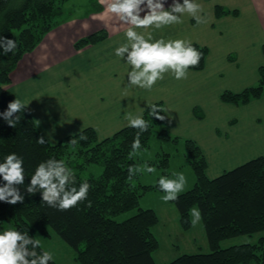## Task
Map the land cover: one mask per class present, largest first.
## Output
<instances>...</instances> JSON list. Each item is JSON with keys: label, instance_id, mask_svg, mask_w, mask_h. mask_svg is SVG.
<instances>
[{"label": "trees", "instance_id": "obj_1", "mask_svg": "<svg viewBox=\"0 0 264 264\" xmlns=\"http://www.w3.org/2000/svg\"><path fill=\"white\" fill-rule=\"evenodd\" d=\"M66 1L0 0V35L14 39L18 45L14 53L6 55L0 49V113L15 99L7 86L19 60L25 53L33 51L48 32L69 19V16L58 18L64 13ZM95 5L98 6L94 11L103 9L100 3ZM215 12L216 16L238 15L239 10L217 4ZM107 36V30L101 29L80 38L75 47L80 49L98 43ZM192 44L202 56L199 64L190 69L201 70L206 65L209 48ZM259 75L256 84L241 91L224 90L222 101L243 105L261 98L264 95V64L259 68ZM154 104L166 118L164 103ZM199 111L196 113L202 117ZM19 115L21 120L16 127L9 126L0 116V162L13 152L24 158L25 182L18 187L25 198L23 203L14 205L0 201V232L15 228L34 237L36 232L52 229L75 250L78 264H158L154 252L159 249L160 241L153 229L160 218L154 209L140 207V197L146 191L160 188L158 184L137 183L140 171L131 177L128 172L129 166L138 168V161L132 155V143L139 130L126 126L110 137L99 139L96 130L87 127L83 129L86 140L79 138V131L58 142L49 140L41 145L36 139L43 134L29 107ZM142 117L149 128L140 135V148L149 146L155 126L157 138L162 142L184 141L196 182L191 189L179 193L173 202L185 231L193 227L190 211L196 206L199 208L210 247L209 252L183 253L163 264H264V154L216 177H209L208 160L195 140L172 135L165 119L152 117L148 109ZM45 139L48 138L45 136ZM73 139L76 143H72ZM73 146H77V150H73ZM73 153L80 157L70 158ZM163 155V163L159 166L167 168L170 154ZM49 158L63 160L76 175L77 186L81 181L90 184L87 200L61 211L43 202L39 191L32 195L26 192L35 166ZM96 163L103 164L102 173L84 176V169ZM4 183L0 177V186ZM135 208L138 211L127 219L119 221L115 218ZM243 237L248 240L239 241ZM236 238L239 239L234 243L223 244ZM40 251L38 248L37 252ZM49 264L59 263L53 259Z\"/></svg>", "mask_w": 264, "mask_h": 264}, {"label": "crops", "instance_id": "obj_2", "mask_svg": "<svg viewBox=\"0 0 264 264\" xmlns=\"http://www.w3.org/2000/svg\"><path fill=\"white\" fill-rule=\"evenodd\" d=\"M194 2L202 6L199 15L207 23L197 24L184 13L182 23L138 30L152 31L155 38L187 39L209 48L205 67L189 68L186 79L177 80L167 72L150 90L129 86L130 66L114 54L126 42L128 25L115 15L101 19L102 5L101 11L93 7L94 12L69 17L48 32L19 60L7 89L28 104L35 122H40L39 131L51 136L52 142L87 127L94 128L99 139L110 137L128 126L125 112L143 116L147 105L162 101L170 133L195 140L208 160L207 175L216 177L264 154V95L243 105L221 99L224 90L240 91L259 79L258 67L264 63V0ZM171 3L165 0V7ZM217 4L239 13L216 16ZM101 29L107 30L106 39L75 47L80 38ZM196 248L178 254L194 253ZM159 249L154 257L163 264L166 261H157Z\"/></svg>", "mask_w": 264, "mask_h": 264}, {"label": "clouds", "instance_id": "obj_3", "mask_svg": "<svg viewBox=\"0 0 264 264\" xmlns=\"http://www.w3.org/2000/svg\"><path fill=\"white\" fill-rule=\"evenodd\" d=\"M100 4L105 6L101 19L115 15L128 25L124 32L126 42L119 44L114 49V54L130 66V71L127 73L129 86L150 90L158 80L164 78L167 72H171L177 80L186 79L187 70L199 64L202 53L193 47L191 40L155 38L152 31H138L161 29L182 23L181 17L184 13L192 16L197 24L207 23L199 15L203 11L202 6L194 0H183V3H180V0H172L167 8L165 0H100ZM17 47L14 39L0 35V49L5 55L14 53ZM27 105L16 97L8 103L7 109L0 113V116L9 126L16 127L21 120L19 113H24ZM147 109L152 117L165 119L161 114L162 110L156 104L147 105ZM124 118L129 127L139 130L132 143V149L138 150L141 147L140 135L148 130L149 125L142 114L125 112ZM36 122L39 126L40 122L38 120ZM78 136L81 140L87 139L83 134V128ZM50 139L51 136L45 139V136L41 135L36 142L43 145ZM72 143H76V140L73 139ZM23 165L24 158L14 152L7 154L3 162H0V177L5 182L0 186V201L13 205L18 202L23 203L25 197L18 187L25 182ZM136 171L140 169L129 166V177ZM146 171L152 173L155 168L146 166ZM173 175L175 179L166 176H160L158 179V186L165 193L162 196L164 202L177 200L178 194L186 185L183 173H173ZM90 187L87 181H81L77 186L76 175L65 162L49 158L35 166L30 183L26 185V192L32 195L39 191L43 202L64 211L87 200ZM90 206L91 202H89ZM190 215L192 226H196L202 219L199 209H192ZM38 248L41 249L40 252H37ZM53 259V253L44 250L40 239L35 236H29L27 232L15 228L0 232V264H49Z\"/></svg>", "mask_w": 264, "mask_h": 264}, {"label": "rangeland", "instance_id": "obj_4", "mask_svg": "<svg viewBox=\"0 0 264 264\" xmlns=\"http://www.w3.org/2000/svg\"><path fill=\"white\" fill-rule=\"evenodd\" d=\"M96 3H100V0H67L63 4L64 13L58 15V18L64 19L68 16L76 17L86 15L93 9V7L94 9L97 8L98 5L96 6ZM260 66L258 67V74ZM153 132L154 135L150 140L149 146L132 152L133 158L138 161L137 167L140 169V174L136 182L140 184L154 185L158 184L160 176L175 179L176 177L173 173H183L186 178V185L182 192L191 189L195 185L196 175L189 163L184 141L181 140L180 143L174 141L162 142L156 135L158 132L157 126L154 127ZM72 149L77 150V146H73ZM164 153L170 154V163L167 168L159 166V164L163 163ZM78 157L80 156L76 153L70 155V158ZM146 166L155 168V171L152 173L147 172ZM103 169V164H91L84 169L83 175L90 176L91 174H94L98 176L102 173ZM164 194L165 193L160 189H154L146 191L140 197V207L154 209L161 221L158 227H154L153 229L161 243L157 261L159 263H161V261H172L178 257V253H182L180 251L190 252L195 249L196 246L197 248L195 251L197 252H209L210 247L208 245V239L202 219L196 226L185 231L180 225L179 210L176 204L173 201L164 202L162 199ZM193 209L199 208L196 206ZM137 211L138 209L135 208L119 214L115 218L119 221H123L134 215ZM171 228L173 230L172 234H168ZM35 236L40 239L43 248L53 253L54 259L59 264H78L75 261V250L52 229H48L45 233L36 232ZM237 239L239 238L227 240L223 244L228 245L234 243ZM246 240H248V238L243 237L239 241ZM173 241H176V243ZM160 253L162 255L161 257H159Z\"/></svg>", "mask_w": 264, "mask_h": 264}]
</instances>
